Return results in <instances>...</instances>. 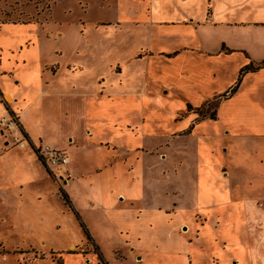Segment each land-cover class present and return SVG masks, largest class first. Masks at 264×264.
<instances>
[{"label":"crops","instance_id":"crops-1","mask_svg":"<svg viewBox=\"0 0 264 264\" xmlns=\"http://www.w3.org/2000/svg\"><path fill=\"white\" fill-rule=\"evenodd\" d=\"M111 6L112 33L129 42L112 45L105 90L86 83L89 99L69 133L81 124L90 130V140L100 141L94 144L100 164L109 152L142 154L137 163L129 160L133 165L109 167L121 165L123 177L112 201L102 196L99 207L136 263L264 264V66L246 69L264 63V0H112ZM32 23L5 22L0 31ZM20 43H0V93L12 106L0 97L6 104L0 116L17 111L20 129L35 140L23 120L29 108L85 66L44 62L30 53L35 39ZM212 103L214 118L198 119L196 109ZM158 147L167 160L151 153Z\"/></svg>","mask_w":264,"mask_h":264},{"label":"rangeland","instance_id":"rangeland-1","mask_svg":"<svg viewBox=\"0 0 264 264\" xmlns=\"http://www.w3.org/2000/svg\"><path fill=\"white\" fill-rule=\"evenodd\" d=\"M111 4L112 0H0V26L5 22H33L27 27H3L0 43L9 39L20 45L35 39L30 53L39 60L85 66L84 73L71 72L29 108L23 120L35 140L20 128L0 129V264H82L78 261L81 259L83 264H104L103 253L110 264L126 259V264H144L130 259L126 241L99 207L102 196L107 198L106 203L112 201V187L115 190L117 179L123 177L121 165L109 167L132 158L133 164L137 163L142 152L132 151L133 148L127 155L109 152L107 161L100 164L103 155L94 149L100 141L90 140L92 132H83L81 124L77 134L69 133L76 131L75 115L89 99L82 92L93 82L99 91L106 89L104 82L112 73L110 61L115 58L112 45L120 42L123 47L128 40L126 34L119 38L112 33L109 21L117 13ZM59 28L64 29L63 36L57 34ZM119 56L126 60L130 55L123 49ZM126 65L136 68L133 62ZM0 97L6 101L4 93ZM6 103V108L11 109V104ZM5 106L0 102V109ZM215 110L216 103L196 109L198 119L208 118ZM54 139L61 142L53 143ZM47 144L67 150L71 164L47 167L34 148ZM102 146L111 147L105 140ZM159 150L158 147L157 152L151 153H156L160 161L167 160V155ZM177 162L183 163L179 158ZM186 231L187 225H181L180 232ZM229 232L230 228H224V233Z\"/></svg>","mask_w":264,"mask_h":264},{"label":"built area","instance_id":"built-area-1","mask_svg":"<svg viewBox=\"0 0 264 264\" xmlns=\"http://www.w3.org/2000/svg\"><path fill=\"white\" fill-rule=\"evenodd\" d=\"M20 115L14 111H8L0 116V129L12 130L21 127ZM35 150L41 157L45 165L49 168L58 164H68L70 162V154L67 150L61 149L50 144L35 146Z\"/></svg>","mask_w":264,"mask_h":264},{"label":"trees","instance_id":"trees-1","mask_svg":"<svg viewBox=\"0 0 264 264\" xmlns=\"http://www.w3.org/2000/svg\"><path fill=\"white\" fill-rule=\"evenodd\" d=\"M260 66H264V63H263L262 65H257V66H254L253 64H250V65L246 66V69H247V70H249V69H250V70H256V69L260 68ZM210 117H211V118H214V114L211 115ZM68 203H70V201H69ZM70 206H71V205H70ZM88 238L91 239L90 236H89Z\"/></svg>","mask_w":264,"mask_h":264},{"label":"bare ground","instance_id":"bare-ground-1","mask_svg":"<svg viewBox=\"0 0 264 264\" xmlns=\"http://www.w3.org/2000/svg\"><path fill=\"white\" fill-rule=\"evenodd\" d=\"M7 98L9 99V101H12V97L11 95H7ZM6 100V99H5ZM7 101V100H6Z\"/></svg>","mask_w":264,"mask_h":264}]
</instances>
